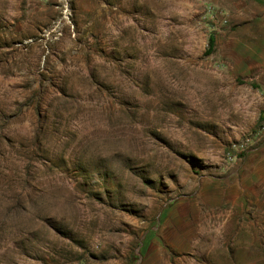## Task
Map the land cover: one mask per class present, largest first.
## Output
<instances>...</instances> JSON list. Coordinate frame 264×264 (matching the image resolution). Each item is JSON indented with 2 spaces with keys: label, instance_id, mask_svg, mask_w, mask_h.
I'll list each match as a JSON object with an SVG mask.
<instances>
[{
  "label": "rangeland",
  "instance_id": "1",
  "mask_svg": "<svg viewBox=\"0 0 264 264\" xmlns=\"http://www.w3.org/2000/svg\"><path fill=\"white\" fill-rule=\"evenodd\" d=\"M262 112L264 0H0V264H264Z\"/></svg>",
  "mask_w": 264,
  "mask_h": 264
},
{
  "label": "built area",
  "instance_id": "2",
  "mask_svg": "<svg viewBox=\"0 0 264 264\" xmlns=\"http://www.w3.org/2000/svg\"><path fill=\"white\" fill-rule=\"evenodd\" d=\"M261 135H264V120L262 121L258 131L251 135L245 137L242 141L239 143H233L231 146L230 151L228 152L227 158L229 160H232L234 156H236L235 153H242L249 147L250 143H252L253 139L260 137Z\"/></svg>",
  "mask_w": 264,
  "mask_h": 264
},
{
  "label": "trees",
  "instance_id": "3",
  "mask_svg": "<svg viewBox=\"0 0 264 264\" xmlns=\"http://www.w3.org/2000/svg\"><path fill=\"white\" fill-rule=\"evenodd\" d=\"M214 48H215V37L214 36H211L210 39H209V48H208V55L213 53L214 51ZM264 120V112H262L261 114V121Z\"/></svg>",
  "mask_w": 264,
  "mask_h": 264
}]
</instances>
